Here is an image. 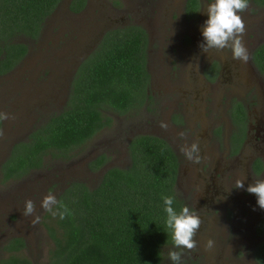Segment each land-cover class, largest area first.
<instances>
[{"label": "rangeland", "instance_id": "374dc122", "mask_svg": "<svg viewBox=\"0 0 264 264\" xmlns=\"http://www.w3.org/2000/svg\"><path fill=\"white\" fill-rule=\"evenodd\" d=\"M66 1L45 20L39 36L26 41V57L13 69L11 79L0 83L5 131L22 133L30 124L64 109L63 95L55 99L51 88L58 81H44L55 74L63 85L76 60L98 45L99 32L106 27L134 23L144 29L150 100L123 115L105 111L110 118L108 125L69 159L46 158L42 168L19 179L3 182L0 178V258L7 255L3 250L6 240L21 237L26 247L20 254L33 264H45L53 247L46 224L54 226L56 215L52 180L58 176L76 178L95 186L100 173H89L85 161L100 154L96 152H108L104 153L108 166L127 167L128 153L122 152L127 139L136 133L152 134L176 145L178 138L188 139L185 146L178 147L180 179L175 187L183 210L176 226V243L163 246L162 264H229L225 256L228 249L223 248L224 237L219 240L215 219L225 211L241 214V203L257 197L255 177L248 172V156L250 151L256 155L264 152V71L248 60L257 34L252 29L245 31V24L259 20L264 27V9L238 6L234 0H198L195 11L186 8L187 0H88L83 11L69 14ZM62 25L69 29L58 33ZM210 64L216 67L213 78L206 72ZM236 103L245 109L248 137L240 154L231 151L237 153L236 173L222 182L228 162L235 159L227 152V135L235 130L231 109ZM174 115L185 118L182 131L174 126ZM189 148L194 153H186ZM205 149L207 153L198 152ZM1 156L3 153L0 160ZM215 191L228 193V204L222 206V199L210 203ZM251 206L255 207L250 203L243 209L245 214L249 211L250 218ZM249 225V218L241 217L228 226L227 239L237 238L232 246L238 257L247 251L249 244L243 239L250 235ZM240 231L246 233L241 235Z\"/></svg>", "mask_w": 264, "mask_h": 264}, {"label": "trees", "instance_id": "16d2710c", "mask_svg": "<svg viewBox=\"0 0 264 264\" xmlns=\"http://www.w3.org/2000/svg\"><path fill=\"white\" fill-rule=\"evenodd\" d=\"M61 2L0 0V73L27 52L15 38L36 39ZM83 3L71 0L69 7L80 8ZM187 5L194 10L197 0H188ZM145 45L141 27L107 32L78 67L64 109L36 126L27 141L14 144L0 164L1 181L42 168L46 158L69 159L74 149L109 123L105 111L125 114L136 102L139 107L149 79ZM254 58L264 71V49ZM128 150L127 167L108 168L93 187L74 180L58 196L54 226L46 224L53 247L45 264H162L163 246L176 243L182 212L175 191L177 158L163 140L151 135L134 137ZM105 160V154L99 155L93 169ZM25 247L21 237L11 238L3 246L7 255L0 264H33L20 254ZM255 256L264 262V242Z\"/></svg>", "mask_w": 264, "mask_h": 264}, {"label": "flooded vegetation", "instance_id": "af4514ba", "mask_svg": "<svg viewBox=\"0 0 264 264\" xmlns=\"http://www.w3.org/2000/svg\"><path fill=\"white\" fill-rule=\"evenodd\" d=\"M62 1L64 2V0H62ZM238 1H240L241 4L253 5L254 8H256V9H260V10L264 9V4L263 5H258L253 0H246L244 3H243V0H238ZM70 2H71V0H67L66 4H65V11L67 13H69V14H77V13L83 11L85 9V7L87 6V4H88V0H84V3H83V5L80 8L70 9V7H69ZM234 2L236 4H238V2L236 0H234ZM239 4H238V6H239ZM186 5H187V2H186ZM58 7H59V5H58ZM186 8L188 10H190V11H195L198 8V0H197V7L194 10H191L188 5H187ZM126 26H138V27H140L138 24H134V23L128 24V25L124 24V25H120V26H112L110 28L106 27V28H104V30L102 29L100 31L101 33L99 32L100 41L98 42V45L100 44L102 38L104 37V35L107 32H109L111 30H115V29H122V28H124ZM245 26H246L245 31L246 30L248 31L249 29H252L257 34L255 36V38H253L254 39V42H253L254 44L252 45V47L250 49V52H249V55H248V60H250V62H253V60H254V62H255L254 54L258 50L261 51L262 49H264V48L260 49L261 47H264V27H261V26H263L261 24V21H259V20L252 21V19L249 22H246ZM59 29H60V32L57 31L58 33H64L65 29H69V28H67L65 25H62V27L59 28ZM145 35H146V33H145ZM18 37H21V36H18ZM27 40L34 41L35 39L23 36L22 40L18 39L16 41L24 44L25 46H27V43H26ZM98 45L96 44V47ZM94 46H92L84 55H82L79 59L76 60V62L73 65V68L66 75V77H65V79L63 81V85H62V81H60V78H59L60 76H55V74L47 77L46 81H44V82L49 83V82H51V78L53 80L58 81L57 84L54 87H51V88L54 91L55 99L60 94L63 95L62 108H64L66 103H67L68 95H69V92H70V86H71L72 80L74 78V75H75L78 67L87 59V57L90 55V53L96 48V47L93 48ZM147 48H148V40H147V35H146V45H145L146 68H147V71H148V74H149L148 65H147ZM27 52H28V47H27ZM27 52L23 56H21V58L18 60V62L15 63V65L11 69L0 73V83H3L2 79H4V78L6 79V81L11 79L10 78V74L14 72L13 69L26 57ZM258 54H259V52H258ZM206 72L209 75V78H213L215 76V74H216L215 65H213V64L208 65L207 69H206ZM149 79H150V74H149ZM4 84H6V82L3 83L2 85H4ZM43 89L44 88H42V90H40L41 93H43ZM146 89H147L146 90V97H145V100L143 102L144 106L150 100V93H149L148 83H147V88ZM55 99H54V101H55ZM57 104L60 105V102L58 101ZM136 108H138L137 107V102H136V105L133 107V109H136ZM231 113H232V116H233V121H234L233 127H234L235 130L234 131L231 130V134L229 133V135H227L228 138H230V147H228V151H227L229 154L231 153V151L238 152V153L241 152L243 150V147H245V144L247 142V137H248V132L247 133L245 132V127H246L245 124H246L247 118H246V113H245L244 107L241 106L239 103L238 104L236 103L235 106H233V108L231 109ZM119 115H121V114H119ZM49 117H48V119H49ZM47 120L41 121V122H36L34 124H30L27 127V129L24 132H22V133H18V132H16V133H8L7 131H5L4 118H2L1 115H0V153H3V156H1L0 164L7 158V156L11 152V149L13 148L15 143L20 142V141H27L30 132H32L34 130V127L45 123ZM172 120H173L174 126H178L180 128L179 131H182L181 128H182V126H183V124L185 122V118H183L180 115H174ZM107 125L108 124H105L103 127H105ZM102 128H100V129H102ZM225 134H226V130L223 128L224 137H226ZM139 135H151V136H154L152 134H137L136 135V133H133V135H131L127 139V141L125 142V145L127 146V148H125L126 151L122 152V153H126V154L129 153L128 145H129L130 141L134 137L139 136ZM92 136L89 139H87V141H89L92 138ZM154 137H156V136H154ZM157 138H159V137H157ZM257 138H258V133L255 135V141H257ZM159 139L163 140L168 145L170 150L175 154V156L177 158L178 171H177V177H176V183H175V187H176V185L179 184V179H180V164H179L180 151L178 150V147H180L181 145L185 146L186 140H188V139H187L186 136H182V138H178L177 139L178 142H179L178 145H176L175 142L171 143L167 139H163V138H159ZM188 144H189V141H188L187 145ZM261 145L264 146V143H262ZM81 146H79L76 149H74L71 153H77L79 151L77 149L80 148ZM192 151H193V149L189 148L186 151V153H191ZM198 152L199 153H207V149L202 150V152L198 150ZM96 153H100L99 155H101V154L108 153V152H96ZM183 153H185V151ZM192 153H194V151ZM231 154L234 155V158L237 156V153H231ZM99 155L98 154L94 155V156H92L91 158H89L88 160L85 161V165H86L87 170L89 171V173L94 174L96 171H98L100 173V176H98L99 177L98 182H99L102 174L104 173V171H106L110 167H114V166H108V163H107L108 156L105 155L106 156L105 162L102 165H100L97 169H93V167H94L93 161ZM127 156L129 157V154ZM248 157H249V160H250V162L248 164V169H249L248 172L253 177H255L254 182H253V186H254L253 190H254V193L257 195V197L255 196V198H253L251 201L247 200L246 202L241 203V205L238 207L239 210L241 211L240 212L241 214H235L236 212H234V211H231V212L230 211H225L223 213V215L221 217H219V219L218 218L215 219V221L217 222L216 226L218 228L217 231H218L219 240H220V236L224 237L225 242L223 243V248L228 249V253L225 254V256L228 258L229 264H264V262L258 260L256 258V256H255V251H256L257 246L260 243L264 242V152L261 153V154L256 155V153H253L252 151H250ZM191 158L192 157L190 156L188 159H191ZM193 159H194V157H193ZM128 160H129V163H130V159H128ZM235 161H236V158L234 160L230 159V161L228 162V165L226 166V171H225L224 175L221 177L222 178V182H225L224 180L226 178L231 180V175L233 173H236L237 166H235ZM55 173L59 174L57 171ZM220 176H221V173H220V175L218 177H220ZM229 176H230V178H229ZM0 178H1V174H0ZM61 178H62V180H61ZM9 180H13V179L11 178V179H8L7 181H9ZM74 180H77V179L76 178L75 179L63 178L61 176H58L56 180H52L53 181L52 182V187H51L52 188L51 192L53 194L52 197H55V199L57 200V198L61 194V192L69 185L70 182H72ZM78 181H83V180H78ZM83 182L86 185H88L89 187H93L94 186L92 184H89L86 181H83ZM217 188H218V186H217ZM175 191H176V189H175ZM177 197H178V195H177ZM229 197L230 196H229L228 193H221L220 194V193H217L215 191L214 195L211 196L209 201L211 203L214 200L216 201L217 199H222L220 204L222 206H225V204H228ZM250 203H252L255 206V207L251 206L252 210H253V215H252L251 218H250L249 213H248L249 211L247 212V214H245L244 210H243V209H246L247 205H249ZM181 206H182V210H183V204H181ZM241 217H243L244 219L246 217L249 218V221H250V225L249 226L251 227V229H250V232H249V234H250L249 236L250 237L249 236H245L244 239H243L245 242H247L249 244L248 247H247V251L245 250V252H244L245 255L243 257L239 256L240 257L239 258L237 256V253H236V250H235L234 246H232V242L235 241L237 238H229V239H227V237H228L227 236V229H228V226L230 224L232 225L236 221V218L238 220ZM239 223H244V221H240ZM240 233H241V235H243L246 232H241L240 231ZM239 238L242 239L241 237H239ZM10 239H7L5 244ZM221 244H222V242H221ZM188 247H190V245H188ZM217 252H219V251L217 250ZM232 252H233V255H232ZM246 253H249V254H246Z\"/></svg>", "mask_w": 264, "mask_h": 264}]
</instances>
